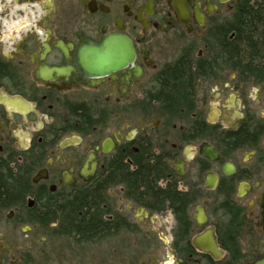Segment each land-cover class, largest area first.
Masks as SVG:
<instances>
[{
	"label": "flooded vegetation",
	"instance_id": "af4514ba",
	"mask_svg": "<svg viewBox=\"0 0 264 264\" xmlns=\"http://www.w3.org/2000/svg\"><path fill=\"white\" fill-rule=\"evenodd\" d=\"M263 259L264 0H0V264Z\"/></svg>",
	"mask_w": 264,
	"mask_h": 264
},
{
	"label": "water",
	"instance_id": "95a60500",
	"mask_svg": "<svg viewBox=\"0 0 264 264\" xmlns=\"http://www.w3.org/2000/svg\"><path fill=\"white\" fill-rule=\"evenodd\" d=\"M117 46L126 47L129 46V43L119 37H111L106 43L90 51L91 55L87 56V63L90 65V74H94V76H103L105 73H109V71L116 70V64L111 63L114 59L113 55L115 54H112L110 58L112 60H110L107 57L106 50L109 47L115 48ZM256 264H264V259Z\"/></svg>",
	"mask_w": 264,
	"mask_h": 264
}]
</instances>
